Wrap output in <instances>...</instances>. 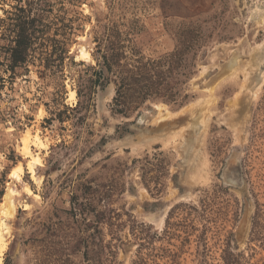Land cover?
<instances>
[{"label": "rangeland", "instance_id": "374dc122", "mask_svg": "<svg viewBox=\"0 0 264 264\" xmlns=\"http://www.w3.org/2000/svg\"><path fill=\"white\" fill-rule=\"evenodd\" d=\"M16 5L0 0L5 26ZM30 13L40 32L18 64L0 23L3 264H264V0H40ZM112 25L129 58L176 54L174 97L116 109L95 48ZM42 37L62 41L61 60L43 59L56 51Z\"/></svg>", "mask_w": 264, "mask_h": 264}, {"label": "trees", "instance_id": "16d2710c", "mask_svg": "<svg viewBox=\"0 0 264 264\" xmlns=\"http://www.w3.org/2000/svg\"><path fill=\"white\" fill-rule=\"evenodd\" d=\"M39 1L26 0L25 4L22 5V0H18L19 5L14 6L16 12H10L14 14L12 18L13 22L7 23L5 26L7 20L0 19V23H3V29L5 30L3 36L10 39L13 44L10 48L12 65L24 61L30 45L38 39L36 34L40 31L35 24L37 20L31 17L33 13L30 12L35 5L39 4ZM122 36L120 29L116 25H112L107 28L103 37L96 38L95 40V48L97 53L100 54L105 70L115 77L117 89L114 102L116 109L121 113H127L153 94L169 98L174 97L175 94L171 91L172 87L169 79L172 77L170 73L173 70L171 63L174 62L173 56H176V54H172L173 56L168 59L159 60L145 59L138 56L136 58H129L124 50L125 45ZM42 38L45 41L41 42L40 45L46 46L51 44L57 52H52V54L48 55L47 51H43L47 54L43 59L48 61V63H50L51 56L55 58L54 60H61L63 55L60 54L65 52L62 41L49 37ZM133 52L135 50H132V54ZM167 64H169L168 68L165 69L164 67ZM105 70L95 72L97 75L103 76ZM96 82L103 84V82L100 83V79ZM85 88L87 91L84 93L82 90H78V96L84 95L86 106L90 95L88 92L90 88L86 86ZM80 106L81 104L79 103L78 106L72 108L73 111L79 109Z\"/></svg>", "mask_w": 264, "mask_h": 264}, {"label": "bare ground", "instance_id": "6f19581e", "mask_svg": "<svg viewBox=\"0 0 264 264\" xmlns=\"http://www.w3.org/2000/svg\"><path fill=\"white\" fill-rule=\"evenodd\" d=\"M258 13H261L260 11L258 12ZM262 14V13H261ZM259 17H260V15H259ZM258 17V18H259ZM81 56H83V57H88L89 56V52H87L86 50H81ZM72 95L73 96H75L76 95V92L75 91H73L72 92ZM35 142H39V137H36L35 138V140H34ZM23 152L24 153H26V154H30L31 153V151H30V138H29V135H27L25 138H24V145H23ZM33 167L32 166H30V170H31V172H33V169H32ZM20 170H21V168H19ZM17 170V169H16ZM19 171V170H18ZM34 177V176H33ZM27 192L30 194L31 193V191L30 190H28L27 189ZM13 201V200H12ZM3 220V219H2ZM6 221V220H5ZM5 221L2 223V228L0 227V264H3V253H4V251H5V249H6V241H5V238H4V231L6 230V229H8L7 228V226L8 225H6L5 224ZM1 225V224H0ZM4 225H6L5 227H3ZM4 228H5V230H4ZM7 231V230H6Z\"/></svg>", "mask_w": 264, "mask_h": 264}, {"label": "water", "instance_id": "95a60500", "mask_svg": "<svg viewBox=\"0 0 264 264\" xmlns=\"http://www.w3.org/2000/svg\"><path fill=\"white\" fill-rule=\"evenodd\" d=\"M235 174H236V173H235L234 171H230V170H228V172H226V174H225V179H226V181L229 182V183H232V182H234L235 180H237V177H236Z\"/></svg>", "mask_w": 264, "mask_h": 264}]
</instances>
